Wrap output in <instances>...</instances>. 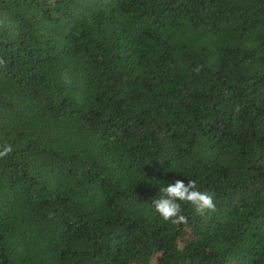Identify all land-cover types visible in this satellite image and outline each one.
I'll return each mask as SVG.
<instances>
[{"label":"trees","instance_id":"obj_1","mask_svg":"<svg viewBox=\"0 0 264 264\" xmlns=\"http://www.w3.org/2000/svg\"><path fill=\"white\" fill-rule=\"evenodd\" d=\"M0 264H264V0H0Z\"/></svg>","mask_w":264,"mask_h":264},{"label":"clouds","instance_id":"obj_2","mask_svg":"<svg viewBox=\"0 0 264 264\" xmlns=\"http://www.w3.org/2000/svg\"><path fill=\"white\" fill-rule=\"evenodd\" d=\"M159 198L151 203L154 211L165 221L173 223L184 219L181 213V203L188 202L193 206L196 214L215 211L216 203L212 194L201 191L192 180L175 179L165 185H157Z\"/></svg>","mask_w":264,"mask_h":264}]
</instances>
